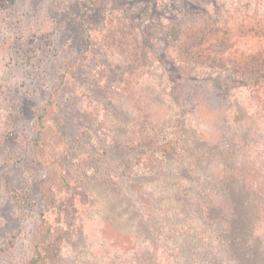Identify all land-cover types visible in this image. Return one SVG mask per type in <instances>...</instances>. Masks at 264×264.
<instances>
[{"label":"rangeland","instance_id":"1","mask_svg":"<svg viewBox=\"0 0 264 264\" xmlns=\"http://www.w3.org/2000/svg\"><path fill=\"white\" fill-rule=\"evenodd\" d=\"M249 20L264 0H0V264L42 231L47 264H264V107L173 40Z\"/></svg>","mask_w":264,"mask_h":264},{"label":"trees","instance_id":"2","mask_svg":"<svg viewBox=\"0 0 264 264\" xmlns=\"http://www.w3.org/2000/svg\"><path fill=\"white\" fill-rule=\"evenodd\" d=\"M173 40L178 41V50L184 60L212 70L226 71L228 79L245 84L264 107V22L236 21L224 27L204 22L187 28ZM42 130L44 127L40 124L39 136ZM171 142L169 139L157 143L148 138L145 146L152 148L151 153L156 151L161 157L170 158L178 155L177 146ZM62 182L68 185L64 177ZM45 237L46 233L40 232L34 244V254L27 264H47L56 258L58 240L53 239L49 248L43 247ZM228 257L231 261L230 255Z\"/></svg>","mask_w":264,"mask_h":264}]
</instances>
